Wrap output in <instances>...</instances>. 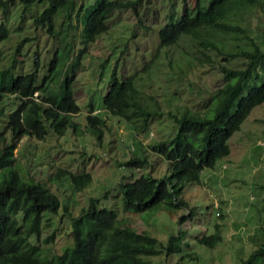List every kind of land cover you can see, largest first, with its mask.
<instances>
[{"label":"trees","instance_id":"16d2710c","mask_svg":"<svg viewBox=\"0 0 264 264\" xmlns=\"http://www.w3.org/2000/svg\"><path fill=\"white\" fill-rule=\"evenodd\" d=\"M15 1L0 0V40L7 35L5 20L9 6ZM19 1L24 8L35 5L32 25L35 29L43 26L46 35L52 39L47 38L50 42L46 50L49 56L44 62H47V68L40 78L36 77L37 51L33 55V69L12 72L17 54L21 53L18 46L10 63L0 68V97L6 94L14 104L0 129V264H168L171 253L183 246L189 247L183 238V230L170 233L162 245L156 236L143 230L117 225L118 209L98 206V197L93 196L84 197L85 204L77 214L67 213L66 204L73 201L76 191L90 182L91 175L86 170L74 172L63 165H57L51 171L50 179L58 182L64 193L62 178L68 177L67 186L73 193L69 191L68 195L62 196V208L68 223L64 231H69L71 242L55 253L42 247L39 243L40 221L44 215L56 213L61 203L57 194L45 185L19 174L14 166L12 149L22 135L41 142L66 130L75 135L86 132L99 141L103 127L109 128L111 124L126 127L127 133L123 136L139 138L136 134L147 132L151 119L159 121L165 113L174 121L175 133L169 138L146 142L150 151L165 160V172L161 176L139 173L131 180L118 182L121 210L141 212L163 207L170 212L189 208V215H192L194 207L181 197L183 188L188 183L199 182L203 168L211 167L217 158L228 154V137L239 128L253 106L264 103V31L259 38L250 28L234 20L239 11H246L248 15L253 7H259L264 15V0H193L192 4L178 0V5L181 3L182 6L177 19L154 22L159 24L156 49L177 43L181 38L188 39L196 49L195 53L190 55L181 51L173 64L169 61L168 67L187 74L194 73L196 67L209 68L217 75L218 82L210 89L199 90L206 95L198 107L181 103L165 112L154 98L150 102L144 100V93L134 82L137 71L123 73L119 78L112 74L101 96V107L87 101L84 128L72 116L79 111V105L72 96L70 82L80 69L85 46L106 30V19L113 10L129 8L137 15V10L143 8L146 1ZM40 7L42 9L37 12ZM147 7L153 10L150 5ZM76 20L79 33L75 46L71 25L76 26ZM136 22L147 26L140 20ZM36 36L37 33L23 40L26 42ZM154 56L151 58L150 55L147 62L153 63ZM179 61L184 69L178 66ZM21 63L22 60H18V64ZM159 66L157 60L156 69ZM165 81L169 80L164 78L162 86ZM52 83L56 85L52 86ZM171 83L169 81V88L165 87L166 94L163 93L167 99L171 92L176 94L170 88ZM34 91H37L38 100L32 96ZM93 108L98 109L92 112ZM5 129L8 137L4 134ZM143 145L139 139L140 154ZM132 149L128 148L129 151ZM41 154L38 151L32 160L36 161ZM146 159L145 154L142 157L130 154L123 163L136 168L144 165ZM29 160L28 165H31L32 160ZM213 227L212 232L195 236L196 242L213 246L219 241L218 225L215 223ZM52 235L44 238L43 243L50 242ZM163 251L164 261L151 259ZM263 251L264 244L254 249L253 254ZM185 255L193 258L196 254L190 249L180 257Z\"/></svg>","mask_w":264,"mask_h":264},{"label":"rangeland","instance_id":"374dc122","mask_svg":"<svg viewBox=\"0 0 264 264\" xmlns=\"http://www.w3.org/2000/svg\"><path fill=\"white\" fill-rule=\"evenodd\" d=\"M144 1L147 3L143 2V8L137 10V15L129 8L113 10L108 20L106 19V30L97 34L94 40L85 46L80 69L70 82L72 96L79 105V111L72 116L81 128H84L87 101L95 107H101V96L112 74L119 78L123 73L137 71L134 82L144 93V100L150 102L154 98L165 112L181 103H186L192 108L198 107L202 97L206 95V92L201 94L199 90L210 89L218 82L217 75L209 68L196 67L194 73L187 74L168 67L169 61L173 64L181 51L192 55L196 50L186 38L156 49L159 24L154 22L177 19L182 5H178V0ZM185 1L193 3V0ZM147 5L153 10L149 7V10L146 9ZM33 7L24 8L19 0L9 6L5 20L7 35L0 40V68L10 63L18 46L22 54H17V59L22 60V65L18 64L17 60L15 67L11 69L12 72L33 69V55L37 51L39 60L36 77L40 78L47 68V62H44L49 56L46 50L50 42L43 26L35 29L32 25L31 15L35 13ZM41 9L42 7L37 12ZM239 12L234 20L241 26L250 28L251 32L260 38L264 31V15L259 7H253L248 15L246 11ZM137 20L148 27L137 23ZM36 33L35 38L26 42L23 40L26 36L34 37ZM78 33L77 21L76 26L71 25V37L75 46ZM150 55L151 58L155 55L160 63L157 69L156 59L153 63L147 62ZM178 66L184 69L180 61ZM164 78L172 81L170 88L176 93L168 94V99L163 93L166 94L165 87L169 88V81H165L166 85L162 86ZM55 85L52 83V86ZM12 108L14 104L7 99L6 94H2L0 129L3 127L6 113ZM162 116L161 121L151 119L147 132L137 133L139 138L134 139L122 135L127 133L126 127L111 124L109 128L103 127L99 141L86 132L75 135L70 130L61 135H50L41 142L27 135H22L16 141L12 153L15 156L14 166L19 174L45 185L57 194L61 203L56 213L44 215L40 221L41 246L55 253L71 242L69 231H64L68 223L64 220L66 213L62 208V196L68 195L70 191L67 186L69 180L66 176L62 178L64 194L61 188L59 189L58 182L50 179L51 171L57 165H63L74 172L86 170L91 175L90 182L80 191H76L73 201L66 204L67 213L77 214L85 204V199L93 196L98 197V206L118 209L117 225L143 230L156 236L162 245L170 233L183 230V238L187 240L189 247L183 246L171 253L167 259L168 264H264V251L253 254L254 249L264 244V103L253 106L241 121L239 128L228 137V154L217 158L211 167L203 168L199 182L188 183L183 188L181 197L187 200L190 207H194L192 215H189V208H177L170 212L163 207L141 212L122 211L118 182L131 180L139 173L149 172L153 176H161L165 172V160L146 146L154 139L169 138L175 133L174 121L166 117L165 113ZM4 134L8 137L6 129ZM139 139L144 143L141 154L138 149ZM130 147L133 148L132 151L128 150ZM38 151L43 154L38 156L36 161L32 160ZM130 154L141 157L145 154L147 161L136 168L123 163ZM29 159L32 160L31 165H28ZM181 215L184 216L180 220ZM46 217L48 219H45ZM215 223L218 225L220 240L213 246L196 242L195 236L212 232ZM51 233V241L43 243V239ZM190 249L195 251V257H180ZM151 259L164 261V251L151 256Z\"/></svg>","mask_w":264,"mask_h":264},{"label":"clouds","instance_id":"9594fccd","mask_svg":"<svg viewBox=\"0 0 264 264\" xmlns=\"http://www.w3.org/2000/svg\"><path fill=\"white\" fill-rule=\"evenodd\" d=\"M107 20H108V19H107ZM91 42H92V41H91ZM88 43H90V42H88ZM32 96L34 97L35 100H38L37 97H36V96H37V91H34L33 94H32ZM97 109H98V108H93L92 112L97 111Z\"/></svg>","mask_w":264,"mask_h":264}]
</instances>
